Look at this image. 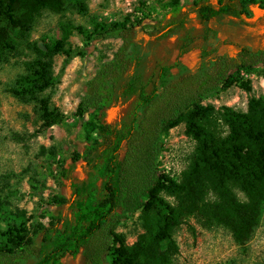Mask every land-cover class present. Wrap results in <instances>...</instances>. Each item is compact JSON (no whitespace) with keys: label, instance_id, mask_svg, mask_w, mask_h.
<instances>
[{"label":"trees","instance_id":"trees-1","mask_svg":"<svg viewBox=\"0 0 264 264\" xmlns=\"http://www.w3.org/2000/svg\"><path fill=\"white\" fill-rule=\"evenodd\" d=\"M180 1H169L171 18L159 32L185 28L189 14ZM258 2L194 3L192 10L202 29L198 36L186 35L181 47L183 50L197 38L205 41L206 60L196 71L179 69L170 75L176 66L163 65L147 76L141 42L136 39L138 26L147 15L96 23L90 31L82 32L86 44L112 37L122 40L113 56L88 80L75 111L84 118L86 141L71 158L97 174L104 193L91 202L89 194L74 202L75 222L59 226L62 217H58L43 227L40 243L29 237L23 223L0 230V264H29L32 259L36 264H59L62 256L76 253H81L87 264H174L179 252L174 234L188 217H196L207 226L227 228L238 245L251 239L264 206V95L251 97L245 112L231 106L217 111L203 101L209 94L234 85L251 90L245 75L264 65V45L220 51L213 45L219 41V33L211 22L223 16L244 21L248 7ZM64 9L63 0H0L1 61L21 50L32 54L6 91L34 106L43 128L61 124L66 118L45 92L58 82L55 57L64 55L69 60L73 55L69 40L74 27L62 25L63 36L43 45L31 37L45 11L58 14ZM13 30L20 32L18 41ZM133 98L136 102L129 126L106 119L109 110ZM217 113L228 127L225 135L216 128ZM182 123L196 149L188 168L175 179L160 169L158 157L164 135ZM43 150L57 156L60 148L52 145ZM81 195L82 190L76 187L75 196ZM138 211L145 231L129 245L117 229L127 215ZM45 246L49 249L46 252Z\"/></svg>","mask_w":264,"mask_h":264},{"label":"rangeland","instance_id":"rangeland-1","mask_svg":"<svg viewBox=\"0 0 264 264\" xmlns=\"http://www.w3.org/2000/svg\"><path fill=\"white\" fill-rule=\"evenodd\" d=\"M63 1L64 11L58 14L45 11L31 37V41L43 45L63 36L62 25L70 23L74 27L69 40L73 55L69 60L64 55L55 57L54 73L58 82L45 92L51 103L65 113L66 118L61 124L43 128L34 106L21 102L6 91L23 72V63L32 58L31 51L21 50L19 54H11L8 61L2 62L0 58V64L3 63L0 66V230H7L9 224L23 223L29 237L36 243L43 238V227L58 221V217H62L59 226L63 222H75L77 208L73 204L78 199H85L89 194L91 202L104 193L97 174L71 158L74 151L82 150L86 141L82 126L84 118L75 115V111L88 80L104 61L113 56L122 40L112 37L86 44V34L82 32L90 31L96 23L123 21L127 17L134 20L147 15L136 31V39L141 42L145 57L144 72L147 76L157 73L163 65L176 66L170 70V75L177 74L179 69L182 72L188 68L196 71L206 60L203 58L205 41L202 39L193 40L183 50L181 47L186 35L200 34L202 24L192 9L194 3L205 0H181L180 4L189 14L185 28L173 31L165 29L167 33L163 37L160 35L164 31H159L171 18L170 0ZM243 19L246 21L226 16L213 19L212 25L220 31L219 41L213 45L220 51H236L242 44L253 48L263 47V35L254 42L248 38L245 42L241 35L237 37L228 31L236 34L235 29H264V0L249 6ZM12 35L19 40V31L13 30ZM201 73H204V69ZM245 79L249 81L250 91L234 85L209 94L204 104L213 105L217 111H221L223 106L247 111L251 97L264 95V65L246 74ZM201 80L202 77H199ZM135 100L133 98L109 110L106 119L129 126ZM215 123L218 132L227 134L228 127L219 113L216 114ZM163 143L158 157L160 169L180 179L195 154L196 142L187 135L186 125L182 123L164 135ZM52 145L60 148L57 156L43 150V147ZM123 154L122 150L121 156ZM59 159L65 160V163L60 165ZM76 187L82 190L81 197L75 196ZM238 194L243 197L242 193ZM57 198L61 199L58 203L54 202L58 201ZM140 215V211L129 214L118 226L117 230L125 236L129 245L145 231ZM174 235L179 245L174 264H264V206L253 236L243 245L235 242L227 228L207 226L196 217H188ZM46 248L45 252L49 250ZM36 262V259H32L29 264ZM59 264H87V260L81 253L66 254Z\"/></svg>","mask_w":264,"mask_h":264},{"label":"crops","instance_id":"crops-1","mask_svg":"<svg viewBox=\"0 0 264 264\" xmlns=\"http://www.w3.org/2000/svg\"><path fill=\"white\" fill-rule=\"evenodd\" d=\"M255 14H257V12H255ZM223 17H225V16H223ZM226 17H229V16H226ZM229 18H232V17H229ZM233 19H237V18H233ZM230 21V20H229ZM244 21H246V20H244ZM226 25V24H225ZM211 26L214 28V29H216L217 31H218V33L220 34V31H219V29L218 28H216L215 26H213L212 25V22H211ZM236 26V25H235ZM237 28V27H236ZM248 29H242L241 31H240V29H235V30H237L236 31V34H235V32H230V31H228V33L230 34L231 33V35H235V36H237V37H240V35H241V38L242 39H245V42L247 41V38L249 39V40H252L253 42L256 40V39H259V36L260 35H263V39H264V29H256L255 27H253V28H249V27H247ZM240 38H238L237 40H239ZM243 45H247V44H242L241 46H243ZM239 47V46H238ZM259 48H261V47H259Z\"/></svg>","mask_w":264,"mask_h":264}]
</instances>
